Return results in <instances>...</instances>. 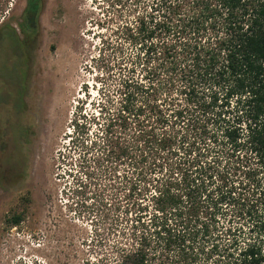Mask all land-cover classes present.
Listing matches in <instances>:
<instances>
[{
    "label": "trees",
    "instance_id": "obj_1",
    "mask_svg": "<svg viewBox=\"0 0 264 264\" xmlns=\"http://www.w3.org/2000/svg\"><path fill=\"white\" fill-rule=\"evenodd\" d=\"M41 9V0H26L25 39L2 23L0 43L23 55ZM119 35L135 53L114 90V116L93 141L101 161L128 160L135 175L127 206L114 209L126 226L112 264H264V0H150ZM8 77L18 81L19 110L23 74L13 68ZM80 113L71 120L77 136L96 122ZM158 169L155 190H139L138 178ZM228 213L243 224L218 230Z\"/></svg>",
    "mask_w": 264,
    "mask_h": 264
},
{
    "label": "rangeland",
    "instance_id": "obj_2",
    "mask_svg": "<svg viewBox=\"0 0 264 264\" xmlns=\"http://www.w3.org/2000/svg\"><path fill=\"white\" fill-rule=\"evenodd\" d=\"M41 1L38 32L23 55L7 40L0 43V160L5 170L19 163L18 178L4 176L0 185V264H112L111 246L126 226L122 210L114 209L127 206L123 197L135 175L128 160L101 161L93 141L114 116V90L135 53L120 28L142 18L150 0ZM25 3L0 0V24L14 27L20 40ZM119 44L122 52L114 49ZM13 68L23 74L19 110L13 107L18 81H8ZM80 107L81 116L96 122L77 136L71 120ZM164 174L148 172L138 189L153 192L151 179ZM230 214L219 216L218 230L243 224ZM17 215L18 224L8 223Z\"/></svg>",
    "mask_w": 264,
    "mask_h": 264
},
{
    "label": "flooded vegetation",
    "instance_id": "obj_3",
    "mask_svg": "<svg viewBox=\"0 0 264 264\" xmlns=\"http://www.w3.org/2000/svg\"><path fill=\"white\" fill-rule=\"evenodd\" d=\"M14 154V153H13ZM19 168L18 165L16 163L7 166L6 170L3 168V160H0V185L3 184L4 182V176H6L5 179L12 180V182L14 180H16L18 178V172Z\"/></svg>",
    "mask_w": 264,
    "mask_h": 264
}]
</instances>
